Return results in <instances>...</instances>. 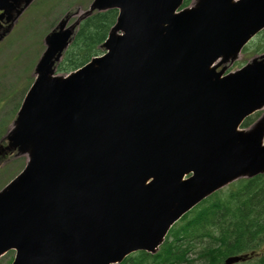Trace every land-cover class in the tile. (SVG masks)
<instances>
[{
	"label": "water",
	"instance_id": "water-1",
	"mask_svg": "<svg viewBox=\"0 0 264 264\" xmlns=\"http://www.w3.org/2000/svg\"><path fill=\"white\" fill-rule=\"evenodd\" d=\"M31 1L0 0V16L14 22ZM183 1L93 0L44 37L5 136L6 149L26 157L0 190V254L14 248L12 264H113L154 252L205 196L264 173V115L238 129L264 107V54L217 71L264 28V0ZM112 8L105 52L55 73L79 20Z\"/></svg>",
	"mask_w": 264,
	"mask_h": 264
},
{
	"label": "trees",
	"instance_id": "trees-1",
	"mask_svg": "<svg viewBox=\"0 0 264 264\" xmlns=\"http://www.w3.org/2000/svg\"><path fill=\"white\" fill-rule=\"evenodd\" d=\"M188 0L184 1V5ZM117 11L95 12L83 20L65 51L57 71L68 72L101 53L109 27ZM184 223L170 230L160 251L155 256L139 253L121 264H217L229 255L254 252L256 264H264V175L240 181L235 189L206 204L185 217ZM180 234V235H179ZM181 235L191 239L194 235H207L213 243L200 245L199 263L187 260L192 244L183 247L177 241ZM214 248L213 251L211 249Z\"/></svg>",
	"mask_w": 264,
	"mask_h": 264
},
{
	"label": "rangeland",
	"instance_id": "rangeland-1",
	"mask_svg": "<svg viewBox=\"0 0 264 264\" xmlns=\"http://www.w3.org/2000/svg\"><path fill=\"white\" fill-rule=\"evenodd\" d=\"M92 0H35L22 13L11 32L0 43V139L4 131L15 117L18 106L30 86L34 66L44 49L43 37L68 11L78 7L88 8ZM264 34L261 35V37ZM251 42L244 53L238 58L233 68L248 60L255 51V42ZM264 43V37L259 38L258 44ZM256 117H252L251 121ZM24 156L0 160V189L24 166ZM4 163V164H3ZM236 185L230 188L231 191ZM227 189L222 188L221 192ZM207 239H205V242ZM204 242V243H205ZM205 245V244H204ZM195 254V253H191ZM13 252L0 257V264H8ZM250 264H255L252 260Z\"/></svg>",
	"mask_w": 264,
	"mask_h": 264
},
{
	"label": "flooded vegetation",
	"instance_id": "flooded-vegetation-1",
	"mask_svg": "<svg viewBox=\"0 0 264 264\" xmlns=\"http://www.w3.org/2000/svg\"><path fill=\"white\" fill-rule=\"evenodd\" d=\"M3 26H4V20H0V30L2 29ZM252 41H254V40H252ZM226 189H227V187H226ZM226 194H227V190H226ZM205 239H206L205 237H203V238H200L199 236L193 237L192 244H189V245L187 244V246L190 247V249H191L190 252L187 254V256H188L187 260H193L194 262L199 263V255H198L199 249H198V247L200 245V242H203V243L205 242ZM177 241L182 243L183 247L187 243V239L185 237H181ZM205 243L212 245L213 240L210 238ZM213 250H214V248L211 249V251H213ZM191 253H195V254H191ZM226 258H227V256L222 259L221 263H217V264H225L224 260ZM246 262H248V261H244L242 263H246Z\"/></svg>",
	"mask_w": 264,
	"mask_h": 264
}]
</instances>
